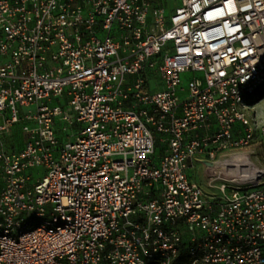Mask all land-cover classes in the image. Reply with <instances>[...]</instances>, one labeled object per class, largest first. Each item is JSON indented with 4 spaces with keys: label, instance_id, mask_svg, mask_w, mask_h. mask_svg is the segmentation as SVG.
Listing matches in <instances>:
<instances>
[{
    "label": "built area",
    "instance_id": "obj_1",
    "mask_svg": "<svg viewBox=\"0 0 264 264\" xmlns=\"http://www.w3.org/2000/svg\"><path fill=\"white\" fill-rule=\"evenodd\" d=\"M263 84L264 0H0V264H264Z\"/></svg>",
    "mask_w": 264,
    "mask_h": 264
},
{
    "label": "rangeland",
    "instance_id": "obj_2",
    "mask_svg": "<svg viewBox=\"0 0 264 264\" xmlns=\"http://www.w3.org/2000/svg\"><path fill=\"white\" fill-rule=\"evenodd\" d=\"M199 79V80H202L204 79V76L203 74L201 73H186L183 75V81H184V85L186 86L192 79ZM264 94V91L262 89L258 90L256 92V95L255 96H258L261 97L262 95ZM181 97H185V95H181ZM254 96L252 95H249L247 96V99L249 100H252ZM260 105L258 108H254L255 110V113L257 114L258 118L261 120V121H264V96L263 98L259 101ZM253 112H249V114L253 115ZM250 115V116H251ZM252 117V116H251ZM13 139L9 140V142H13V143H16L18 146H21L24 139H23V136H22V133H21V125H18L16 126L14 129H13ZM250 150H252V152L254 154H256L257 156H259V158L261 159V162L259 163V161H256L254 160L257 164H260V166H262V168L264 167V154H263V151L259 148V147H253L251 148ZM205 178V176H204ZM196 181L200 182V183H204L203 181V169L201 168L198 172V177L196 178ZM204 185V184H203ZM205 187V186H204Z\"/></svg>",
    "mask_w": 264,
    "mask_h": 264
},
{
    "label": "trees",
    "instance_id": "obj_3",
    "mask_svg": "<svg viewBox=\"0 0 264 264\" xmlns=\"http://www.w3.org/2000/svg\"><path fill=\"white\" fill-rule=\"evenodd\" d=\"M260 89H262V90L264 91V84L261 85V86L256 90V92H257L258 90H260ZM256 92L254 93V95H252V96H254V97L252 98V100L246 99V102H247L248 104H257V103H259V101L263 98L264 94H263L261 97L258 98V96H255V95H256Z\"/></svg>",
    "mask_w": 264,
    "mask_h": 264
},
{
    "label": "bare ground",
    "instance_id": "obj_4",
    "mask_svg": "<svg viewBox=\"0 0 264 264\" xmlns=\"http://www.w3.org/2000/svg\"><path fill=\"white\" fill-rule=\"evenodd\" d=\"M259 105H260V103H257V104L255 105V108H258V107H259Z\"/></svg>",
    "mask_w": 264,
    "mask_h": 264
}]
</instances>
